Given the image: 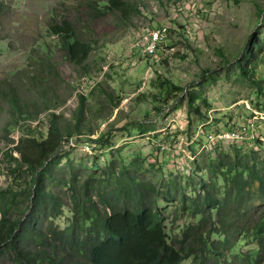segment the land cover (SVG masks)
<instances>
[{"label":"rangeland","instance_id":"1","mask_svg":"<svg viewBox=\"0 0 264 264\" xmlns=\"http://www.w3.org/2000/svg\"><path fill=\"white\" fill-rule=\"evenodd\" d=\"M124 1L125 16L104 11L107 0H0V188L13 181L3 170L9 140L28 134V125L39 137L51 112L63 115V124L71 122L79 95L85 97V122L93 134L64 144L57 169L67 161L89 168L95 163L98 173L112 162L129 165L138 159L141 175L159 185L175 177L198 183L208 154L226 150L246 156L264 174L263 120L255 146L205 147L209 131L264 115L258 113L264 112V52L250 71L255 82L236 63L250 36L264 41V0ZM51 15H67L91 44L81 66L69 64L48 34ZM155 28L164 31L155 54L138 56L141 34ZM190 94L200 114L190 109ZM12 96L25 114L38 113L37 118L18 120ZM45 103L48 110H42ZM103 133L106 144L92 142ZM86 145L93 149L86 151ZM159 205L168 232L196 221L187 213L173 223L177 202L161 199ZM68 217L65 207L55 225L66 227ZM239 243V252L255 253V245ZM0 264L8 263L0 258Z\"/></svg>","mask_w":264,"mask_h":264},{"label":"trees","instance_id":"2","mask_svg":"<svg viewBox=\"0 0 264 264\" xmlns=\"http://www.w3.org/2000/svg\"><path fill=\"white\" fill-rule=\"evenodd\" d=\"M126 7L124 0H107L102 9L125 16ZM47 31L69 64L87 60L91 44L67 15H51ZM260 52L264 41L250 36L236 62L253 82L250 71ZM195 100L190 94L189 107L200 114ZM10 102L18 120L37 118L25 114L15 96ZM48 109L45 103L42 110ZM48 118L45 133L37 137L28 125V134L10 139L2 153L5 175L13 179L0 188V258L8 264H264V174L246 156L208 154L199 182L186 184L179 177L157 184L141 175L138 159L112 162L98 173L95 163L89 168L67 161L57 169L64 144L93 134L85 122V97L79 95L71 122L63 124V115L53 112ZM92 142L106 144L108 135ZM161 199L177 202L173 223L187 213L196 221L168 232ZM65 207L69 223L59 229L54 221ZM244 240L255 253L238 251Z\"/></svg>","mask_w":264,"mask_h":264},{"label":"built area","instance_id":"3","mask_svg":"<svg viewBox=\"0 0 264 264\" xmlns=\"http://www.w3.org/2000/svg\"><path fill=\"white\" fill-rule=\"evenodd\" d=\"M164 31L161 28L146 29L140 36L141 45L139 47L138 56L141 55H154L161 39L163 38ZM264 113V112H258ZM264 121V115L261 118L254 116L248 121L235 124L234 126L217 130L215 132L209 131L207 133V144L205 147L210 149L211 145L217 143L230 142L237 146L254 145L258 142L257 128L260 126L258 121ZM93 146L86 145L85 150L91 151Z\"/></svg>","mask_w":264,"mask_h":264}]
</instances>
